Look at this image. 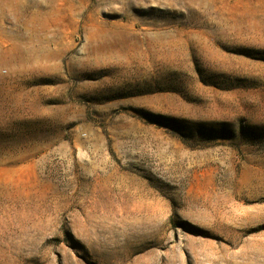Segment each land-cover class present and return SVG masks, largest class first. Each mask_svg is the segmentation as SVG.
<instances>
[{
	"label": "rangeland",
	"instance_id": "rangeland-1",
	"mask_svg": "<svg viewBox=\"0 0 264 264\" xmlns=\"http://www.w3.org/2000/svg\"><path fill=\"white\" fill-rule=\"evenodd\" d=\"M0 264H264V0H0Z\"/></svg>",
	"mask_w": 264,
	"mask_h": 264
}]
</instances>
